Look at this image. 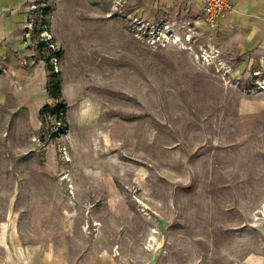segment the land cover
Returning a JSON list of instances; mask_svg holds the SVG:
<instances>
[{"label": "rangeland", "instance_id": "374dc122", "mask_svg": "<svg viewBox=\"0 0 264 264\" xmlns=\"http://www.w3.org/2000/svg\"><path fill=\"white\" fill-rule=\"evenodd\" d=\"M15 1L0 264H264V37L172 0Z\"/></svg>", "mask_w": 264, "mask_h": 264}, {"label": "crops", "instance_id": "0c3cea01", "mask_svg": "<svg viewBox=\"0 0 264 264\" xmlns=\"http://www.w3.org/2000/svg\"><path fill=\"white\" fill-rule=\"evenodd\" d=\"M206 0H172L171 8L168 10L177 11L180 9L179 4H183L182 12L184 16L190 22H194L197 18L195 24H199L198 19L201 18L203 14V7ZM230 1V11L220 18L218 21V26L223 27V23L227 24H236L238 21L242 20L247 21V25L250 31H253L251 34L245 33H230L226 34V37L234 40L240 41L241 39L250 40L253 38V35H261L264 37V0H229ZM183 2V3H181ZM169 7V3H167ZM175 13V12H174ZM176 15V13H175ZM21 21V16L17 8L16 1L14 0H0V43L2 40H9L12 35V31L15 29L17 23ZM215 31V30H214ZM259 35V37H260ZM242 41V40H241Z\"/></svg>", "mask_w": 264, "mask_h": 264}, {"label": "built area", "instance_id": "2783aa9c", "mask_svg": "<svg viewBox=\"0 0 264 264\" xmlns=\"http://www.w3.org/2000/svg\"><path fill=\"white\" fill-rule=\"evenodd\" d=\"M231 5L229 0H206L205 5L202 9L203 14L200 19H198L199 24L196 26L202 32H211L216 30L218 26V21L220 18L226 16L230 11ZM154 29V28H153ZM175 31V26L166 23L165 31L157 30L150 34L151 42L158 47H165L170 41L178 39L177 33ZM188 32L196 34L198 31L188 29ZM191 35L187 34V38L190 39Z\"/></svg>", "mask_w": 264, "mask_h": 264}, {"label": "trees", "instance_id": "16d2710c", "mask_svg": "<svg viewBox=\"0 0 264 264\" xmlns=\"http://www.w3.org/2000/svg\"><path fill=\"white\" fill-rule=\"evenodd\" d=\"M49 50H50V52H52L51 49H49ZM52 55H54V53ZM54 97L55 98H58L59 95L58 94L57 95H54ZM64 109H65V105H62L61 103H59L55 108H51L50 105L49 106H46L44 108V110L47 111V112H49V110H50V113L52 115L57 116V118H59L62 114H64V111H65Z\"/></svg>", "mask_w": 264, "mask_h": 264}, {"label": "bare ground", "instance_id": "6f19581e", "mask_svg": "<svg viewBox=\"0 0 264 264\" xmlns=\"http://www.w3.org/2000/svg\"><path fill=\"white\" fill-rule=\"evenodd\" d=\"M264 84V83H263Z\"/></svg>", "mask_w": 264, "mask_h": 264}]
</instances>
